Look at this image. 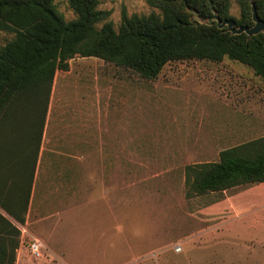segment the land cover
I'll return each mask as SVG.
<instances>
[{
    "label": "rangeland",
    "instance_id": "374dc122",
    "mask_svg": "<svg viewBox=\"0 0 264 264\" xmlns=\"http://www.w3.org/2000/svg\"><path fill=\"white\" fill-rule=\"evenodd\" d=\"M53 1L76 18L68 0ZM99 2L109 12L99 26L116 30L124 12H160L147 0ZM231 13L241 15L236 0ZM13 37L0 31V47ZM68 64L54 78L15 264H264V183L188 197L185 181L186 165L264 135V80L228 57L172 61L155 79L94 56ZM28 100L15 124H0V150L30 167ZM257 103L252 130L236 108ZM35 238L40 254L29 247Z\"/></svg>",
    "mask_w": 264,
    "mask_h": 264
},
{
    "label": "trees",
    "instance_id": "16d2710c",
    "mask_svg": "<svg viewBox=\"0 0 264 264\" xmlns=\"http://www.w3.org/2000/svg\"><path fill=\"white\" fill-rule=\"evenodd\" d=\"M68 1L76 13L71 21L53 0H0V31L14 33L0 47V124H15V113L30 108L32 95L36 106L30 109L33 135L25 137L35 143L33 164L0 150V264H15L21 242L17 224L26 222L54 78L57 70L68 69L69 59L94 56L155 79L172 61L228 57L264 80V33L235 34L215 19L252 27V1L264 20V0H236L239 18L231 13L232 0H147L160 12H124L119 30L110 21L99 26L109 15L99 0ZM219 157L186 165L188 197L264 182V135L223 149Z\"/></svg>",
    "mask_w": 264,
    "mask_h": 264
},
{
    "label": "crops",
    "instance_id": "0c3cea01",
    "mask_svg": "<svg viewBox=\"0 0 264 264\" xmlns=\"http://www.w3.org/2000/svg\"><path fill=\"white\" fill-rule=\"evenodd\" d=\"M225 100H228V99L226 98ZM227 106H231V104L228 105V103H227ZM252 106H254V105H252ZM255 106L256 107H252L251 109L245 110L244 106L241 104V105H239L236 108V111H238L239 114H241V115H243L244 117L247 118V122L244 123V125L245 126L246 125L249 126L250 129H252V130H254V129L256 130L258 128L257 123H259V117H260V113H261L259 104L257 103V104H255ZM219 108H221L223 111H225V113H227V110H229L227 108H224L223 106H220ZM68 136H70V137L73 136V137H71V139L73 140L74 135L67 134L66 137H68ZM68 140H70V139H68ZM36 182H37V166H35V171H34V181H33L32 190H31L30 203H31V200H32V198L34 197V194H35ZM261 183H264V182H261ZM109 196L110 195H108V202H107L108 206H110V198H109ZM30 203H29V207H28V210H27V213H26V219L29 218V214H30L31 210L33 209V207H30ZM96 208L98 209V211L102 210L104 212H107L108 217L110 216V212H112L114 214V207H95V209ZM27 220H28V223H29V219H27Z\"/></svg>",
    "mask_w": 264,
    "mask_h": 264
},
{
    "label": "water",
    "instance_id": "95a60500",
    "mask_svg": "<svg viewBox=\"0 0 264 264\" xmlns=\"http://www.w3.org/2000/svg\"><path fill=\"white\" fill-rule=\"evenodd\" d=\"M252 9H253V20L255 22L254 26H237V22L234 19H225L222 20L220 17L215 15V19L218 23L219 28L227 27V30L231 31L232 33H247L249 36L255 35L257 33L263 32L264 33V20L258 15L257 9L255 7L254 2L252 1Z\"/></svg>",
    "mask_w": 264,
    "mask_h": 264
},
{
    "label": "built area",
    "instance_id": "2783aa9c",
    "mask_svg": "<svg viewBox=\"0 0 264 264\" xmlns=\"http://www.w3.org/2000/svg\"><path fill=\"white\" fill-rule=\"evenodd\" d=\"M29 247L33 253L40 254V249L42 247V243H41V241H39L38 239L35 238L30 242ZM178 248H179V245L177 244L175 246V249H178Z\"/></svg>",
    "mask_w": 264,
    "mask_h": 264
}]
</instances>
